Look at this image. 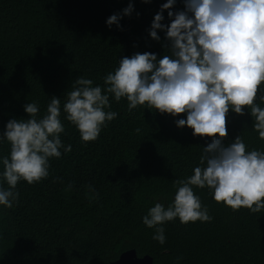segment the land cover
Instances as JSON below:
<instances>
[{
  "label": "trees",
  "instance_id": "1",
  "mask_svg": "<svg viewBox=\"0 0 264 264\" xmlns=\"http://www.w3.org/2000/svg\"><path fill=\"white\" fill-rule=\"evenodd\" d=\"M152 2L0 0V135L8 120L28 118V102L39 104L38 116L53 96L62 105L79 76L103 87L121 58L153 40ZM129 3L133 11L123 16ZM179 9L183 0L172 11ZM113 14L122 16L119 27L106 24ZM64 115L60 135L71 151L50 159L49 176L24 191L15 209L0 211V264H110L129 249L153 264H264V210L232 213L204 188L194 192L210 222H166L164 244L142 222L154 197L171 203L174 182L192 171L181 165L199 161L202 152L190 147L188 135L201 147L211 137H194L190 128H177L176 119L150 109L135 116L120 111L95 141L83 142ZM137 123H143L142 142L130 135L138 133L132 129ZM226 127L225 144L241 135L247 147L264 150L247 109L244 115L229 110ZM9 151L7 141L0 143V156Z\"/></svg>",
  "mask_w": 264,
  "mask_h": 264
},
{
  "label": "clouds",
  "instance_id": "2",
  "mask_svg": "<svg viewBox=\"0 0 264 264\" xmlns=\"http://www.w3.org/2000/svg\"><path fill=\"white\" fill-rule=\"evenodd\" d=\"M176 1L153 0V40L121 58L103 78V87L79 76L62 105L53 96L38 116L39 104L28 102L27 119L8 120L0 135V143L10 145L8 155L0 156V211L15 209L24 191L49 176L50 159L60 158L61 149L65 154L71 151L61 140L62 111L81 140L91 142L120 111L135 116L150 114V109L176 119L177 128H190L194 137L212 138L201 147V140L188 135L190 147L202 153L198 162L181 165L184 172L192 171L174 182L171 203L165 206L154 197L142 217L143 224L154 229V240L165 243L166 222L212 220L194 188H204L232 213L264 210V150L247 147L241 135L223 142L229 110L244 115L247 109L251 132L264 139V0H183L184 9L174 13ZM132 11L129 3L122 15ZM121 18L113 14L106 24L119 27ZM158 31L165 37L160 39ZM142 124L132 128L138 132L130 133L135 141H143Z\"/></svg>",
  "mask_w": 264,
  "mask_h": 264
},
{
  "label": "water",
  "instance_id": "3",
  "mask_svg": "<svg viewBox=\"0 0 264 264\" xmlns=\"http://www.w3.org/2000/svg\"><path fill=\"white\" fill-rule=\"evenodd\" d=\"M110 264H152V259L148 256L137 258L135 250L127 251L118 260Z\"/></svg>",
  "mask_w": 264,
  "mask_h": 264
},
{
  "label": "bare ground",
  "instance_id": "4",
  "mask_svg": "<svg viewBox=\"0 0 264 264\" xmlns=\"http://www.w3.org/2000/svg\"><path fill=\"white\" fill-rule=\"evenodd\" d=\"M126 252H127V251H126ZM126 252L121 253L120 256H121L122 254L126 253ZM120 256H119L118 258H120ZM136 256H137V255H136ZM145 256H148V255H145ZM143 257H144V256H143ZM148 257H150V256H148ZM137 258H142V257H138V256H137ZM150 258H151V257H150ZM151 259H152V258H151ZM152 264H153V261H152Z\"/></svg>",
  "mask_w": 264,
  "mask_h": 264
}]
</instances>
